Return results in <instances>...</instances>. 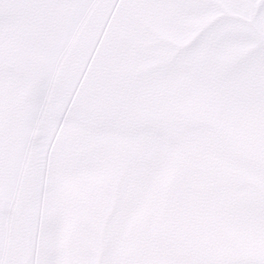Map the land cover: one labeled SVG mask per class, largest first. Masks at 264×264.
Segmentation results:
<instances>
[{"label": "snow or ice", "instance_id": "snow-or-ice-1", "mask_svg": "<svg viewBox=\"0 0 264 264\" xmlns=\"http://www.w3.org/2000/svg\"><path fill=\"white\" fill-rule=\"evenodd\" d=\"M0 264H264V0H0Z\"/></svg>", "mask_w": 264, "mask_h": 264}]
</instances>
